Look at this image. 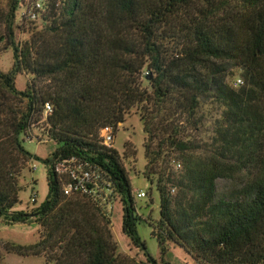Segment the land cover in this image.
Wrapping results in <instances>:
<instances>
[{
  "label": "trees",
  "instance_id": "1",
  "mask_svg": "<svg viewBox=\"0 0 264 264\" xmlns=\"http://www.w3.org/2000/svg\"><path fill=\"white\" fill-rule=\"evenodd\" d=\"M24 1L0 10V57L13 53L11 70H0V220L35 222L40 233L6 251L47 264H168L138 232L124 166L131 159L136 168L134 146L125 144L122 159L101 139L135 112L145 177L160 201V218L149 223L162 256L173 245L198 264H264V0H47L38 22L20 23ZM230 66L241 86L230 85ZM18 75L29 78L24 91ZM39 124L57 145L45 160L48 196L17 212L33 160L22 143ZM70 160L95 183L67 196L74 180L56 165ZM219 181L230 190L220 193ZM116 198L122 232L145 262L114 239L108 205Z\"/></svg>",
  "mask_w": 264,
  "mask_h": 264
},
{
  "label": "rangeland",
  "instance_id": "2",
  "mask_svg": "<svg viewBox=\"0 0 264 264\" xmlns=\"http://www.w3.org/2000/svg\"><path fill=\"white\" fill-rule=\"evenodd\" d=\"M8 0H0V10L5 12L7 10ZM25 12L24 8L19 10V22ZM19 39H23L22 36ZM13 66V53L8 51L2 54L0 57V70L8 73ZM231 75L229 83L231 86L236 87L238 80H241L240 73L233 67H228ZM29 78L25 75H18L16 78V86L20 91H24ZM241 86V85H239ZM44 125H36L33 129V138L25 140L22 143L23 148L30 155L33 156L31 166H36L37 170L32 171L26 169L20 177V204L15 208L17 212H29L35 207L41 206L48 196V183H47V164L45 160L50 159L57 145L51 142H47L45 136ZM146 135L143 131V125L140 121V117L132 112L127 118L126 122L120 126L119 130L115 134L113 149L124 159L125 144L131 143L136 150V168L133 164V160H124V166L128 170L131 185L135 192H144L147 194L145 199H137L138 214L141 217L138 223V232L142 240L146 243L149 254L157 260L158 263L162 259L168 264H198L191 256H189L184 250L170 246L165 256H162L158 242L156 238L152 236L153 226H150V220L153 221V225L160 218V201L155 186L145 177L146 158H145V143ZM175 166V162L173 163ZM133 168L135 170H133ZM179 168H175V171H179ZM231 188V185L225 181L218 182V191L220 193H226ZM175 193H171L173 196L178 194L176 187H174ZM152 192V199L154 205L150 206L149 194ZM36 196V204L32 203L33 197ZM109 196V193H107ZM150 206V207H148ZM108 211L111 213L113 235L116 242L119 244L120 251L128 256L135 257L138 261L145 262V259L141 252L135 249L129 240L124 236L122 232V204L118 198L111 200L108 205ZM151 219L149 220V218ZM40 226L31 222L28 224L7 225L0 220V253L2 259L0 264H47L43 257H22L15 253H9L6 251L5 246L7 244L28 246L35 244L39 239Z\"/></svg>",
  "mask_w": 264,
  "mask_h": 264
},
{
  "label": "built area",
  "instance_id": "3",
  "mask_svg": "<svg viewBox=\"0 0 264 264\" xmlns=\"http://www.w3.org/2000/svg\"><path fill=\"white\" fill-rule=\"evenodd\" d=\"M47 0H25L22 8L25 9L23 14V18L30 22H38L41 17L46 13V5ZM242 81L238 80L236 87L242 85ZM53 113V106L51 104H47L45 106V117L51 115ZM33 138V134H31L30 139ZM115 134L112 129L106 128L101 132V139L103 144L107 148H113ZM29 139V140H30ZM56 163V161H54ZM177 168L181 169V166L178 165ZM32 171H36V166H31ZM56 172L60 175L62 174H70L73 182H70L64 187L65 194L67 196L86 191V186L89 184L95 183V176L92 175L89 171L85 170L83 167L76 165L74 160L59 162L56 165ZM172 193H175V189H172ZM135 197L139 200L145 199L147 196L144 192H135ZM37 202L36 196L33 197L32 203L35 204Z\"/></svg>",
  "mask_w": 264,
  "mask_h": 264
}]
</instances>
